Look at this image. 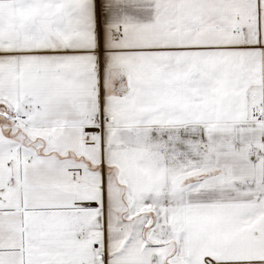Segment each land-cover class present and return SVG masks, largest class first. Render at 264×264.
Instances as JSON below:
<instances>
[{"label": "snow or ice", "instance_id": "snow-or-ice-1", "mask_svg": "<svg viewBox=\"0 0 264 264\" xmlns=\"http://www.w3.org/2000/svg\"><path fill=\"white\" fill-rule=\"evenodd\" d=\"M0 264H264V0H0Z\"/></svg>", "mask_w": 264, "mask_h": 264}]
</instances>
